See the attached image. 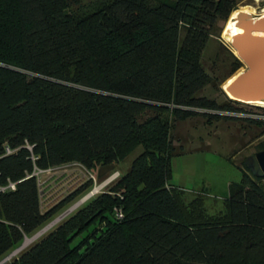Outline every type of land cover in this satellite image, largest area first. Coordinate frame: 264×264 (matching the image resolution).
Masks as SVG:
<instances>
[{"label": "trees", "instance_id": "1", "mask_svg": "<svg viewBox=\"0 0 264 264\" xmlns=\"http://www.w3.org/2000/svg\"><path fill=\"white\" fill-rule=\"evenodd\" d=\"M236 2L0 0V187L14 184L0 192V260L91 187L41 211L36 171L73 162L101 183L140 146L124 174L5 264H264V177L242 163L215 215L168 184L182 153L171 122L232 119L264 135L260 119L221 114L241 103L197 97L217 87L200 58ZM229 56L231 74L241 64Z\"/></svg>", "mask_w": 264, "mask_h": 264}, {"label": "rangeland", "instance_id": "2", "mask_svg": "<svg viewBox=\"0 0 264 264\" xmlns=\"http://www.w3.org/2000/svg\"><path fill=\"white\" fill-rule=\"evenodd\" d=\"M95 1L80 0L79 6L87 7ZM236 1V11L238 12H247L252 17L264 14V0ZM231 15L232 13L226 22H218L216 24L208 37L200 58L202 69L217 87L207 85L197 97H203L217 104L222 103L225 99L223 91L227 86V80L232 76L240 75L243 71L241 66L229 74V53L232 54V51L222 34L227 23L231 20ZM183 34L181 31L178 39L179 44L182 41ZM263 105L261 103L241 104L238 108V113L221 114L227 117H238V119L251 118L264 121V113L261 112V110H264ZM199 113L202 112L199 111ZM257 133L258 131L253 130L249 125L232 119L208 121L199 115L182 122H171L170 139L174 147L181 148L182 153L170 159L168 184L181 189L185 201L191 200L196 193H200L199 196L203 201L207 214L215 215L222 212L224 209L223 202L227 198V186L239 181L240 172L238 169L244 170L242 166L244 159L258 152L256 145L264 140V135L257 139L252 137ZM141 151L142 148L140 146L137 147L123 162L114 168L113 173H118L115 180L124 174L130 162ZM36 174L39 184L41 211L57 205L62 199L89 181L88 175L81 170L78 163L75 164L73 162L51 168L47 172H36ZM94 180L97 186L100 185L96 181V177ZM261 184L264 185V180ZM93 186L94 182L91 181V187L80 198L65 205L31 237L40 234L35 238L37 240L55 228L78 208L82 207L85 202L97 196L98 194H94L85 201H81L92 190Z\"/></svg>", "mask_w": 264, "mask_h": 264}, {"label": "water", "instance_id": "3", "mask_svg": "<svg viewBox=\"0 0 264 264\" xmlns=\"http://www.w3.org/2000/svg\"><path fill=\"white\" fill-rule=\"evenodd\" d=\"M240 33L229 47L243 71L223 91L229 100L249 105L264 102V14L252 17L239 11L234 19ZM243 166L254 178L264 177V150L246 157Z\"/></svg>", "mask_w": 264, "mask_h": 264}, {"label": "built area", "instance_id": "4", "mask_svg": "<svg viewBox=\"0 0 264 264\" xmlns=\"http://www.w3.org/2000/svg\"><path fill=\"white\" fill-rule=\"evenodd\" d=\"M27 149H29V147H26ZM5 149V154H9L11 153V151L7 148ZM76 164V163H75ZM79 167H81V170L84 171L86 173V175H88L89 181H93L94 182V186L92 188L91 191L88 192V194L81 200L82 202L85 201L86 199H88L89 197L93 196L94 194H100L103 190V188H105L109 183H111L113 180H115L118 176V173H113L112 175H110L105 181H103L102 183H99L100 185H96L95 183V177H96V170H86L83 166H81L80 164H78ZM48 170H44V171H36L38 173H42V172H47ZM36 172L34 173V176L36 177ZM37 180V185L38 184V179ZM14 190V184L11 182H8L4 187H0V192H4V191H12ZM115 217L116 219H120L121 218V214L119 211H115ZM50 227V226H49ZM48 227V228H49ZM47 229V228H46ZM40 235L37 234L34 237L31 238H27V237H23V240L21 242V244L19 245V247H17L16 249H14L13 251H11L8 255H6L4 258H2L0 260V264H5L6 262L10 261L12 258L16 257L30 242L34 241L35 238Z\"/></svg>", "mask_w": 264, "mask_h": 264}, {"label": "bare ground", "instance_id": "5", "mask_svg": "<svg viewBox=\"0 0 264 264\" xmlns=\"http://www.w3.org/2000/svg\"><path fill=\"white\" fill-rule=\"evenodd\" d=\"M238 13V11H234L233 13H232V15H231V20L227 23V25H226V28H225V30L223 31V38H224V40L226 41V42H228V44H229V42H230V40H231V37H233V36H235V35H237V34H239L240 33V30L235 26V24H234V19H235V16H236V14ZM245 13H247V12H245ZM263 15V14H262ZM237 76L235 75V76H232V77H230L228 80H227V82H226V87H225V89L228 87V85L230 84V83H232V81H234V79L236 78ZM224 89V90H225ZM229 97V96H228ZM230 99H231V97H229ZM258 103V102H257ZM257 103H250V104H257ZM261 104H264V102H262ZM264 106V105H263Z\"/></svg>", "mask_w": 264, "mask_h": 264}]
</instances>
